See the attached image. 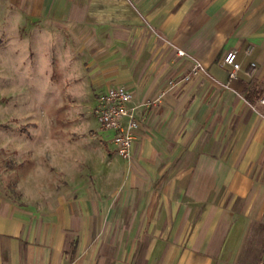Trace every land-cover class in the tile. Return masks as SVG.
<instances>
[{
  "label": "crops",
  "instance_id": "crops-1",
  "mask_svg": "<svg viewBox=\"0 0 264 264\" xmlns=\"http://www.w3.org/2000/svg\"><path fill=\"white\" fill-rule=\"evenodd\" d=\"M6 1L24 21L0 41L31 26L67 103L122 85L140 125L123 158L78 114L37 146L3 119L0 264H264V0Z\"/></svg>",
  "mask_w": 264,
  "mask_h": 264
},
{
  "label": "rangeland",
  "instance_id": "rangeland-1",
  "mask_svg": "<svg viewBox=\"0 0 264 264\" xmlns=\"http://www.w3.org/2000/svg\"><path fill=\"white\" fill-rule=\"evenodd\" d=\"M16 14L19 21H24L22 14ZM16 14L6 0H0L1 40L12 30L9 24ZM22 30L27 34L24 41L17 42L14 38L0 41V128L6 126L3 119L10 118L8 124L25 134L36 131V138L29 140L28 145L37 146L49 141L43 130L53 131L58 127L64 130L70 125L69 116L78 114L82 116L77 122L78 132L91 126L101 133L95 114L97 99L90 96L73 106L67 103L66 98L72 92L71 76L66 74L61 59L56 58L53 63L54 59L41 57L30 34L31 26L24 25ZM68 83L70 86L66 88ZM45 119L52 121L47 124ZM31 121H38L39 127H34Z\"/></svg>",
  "mask_w": 264,
  "mask_h": 264
},
{
  "label": "built area",
  "instance_id": "built-area-1",
  "mask_svg": "<svg viewBox=\"0 0 264 264\" xmlns=\"http://www.w3.org/2000/svg\"><path fill=\"white\" fill-rule=\"evenodd\" d=\"M178 54L183 55L184 51L179 50ZM223 64L231 67L230 77L234 78L240 69V63L237 61V51H228L223 57ZM202 68L200 63H195L192 71H190L192 73H187L179 78L168 79L158 90L157 94L148 99L146 103L159 101L169 90L189 80L192 74H197ZM134 96L135 92L127 89L125 86L112 85L98 94L97 105L95 107V114L100 127L105 130L115 131L112 143L115 146L117 154L123 158L130 157L134 141V131L140 125L136 113L137 107L131 105ZM262 102H264V98Z\"/></svg>",
  "mask_w": 264,
  "mask_h": 264
}]
</instances>
